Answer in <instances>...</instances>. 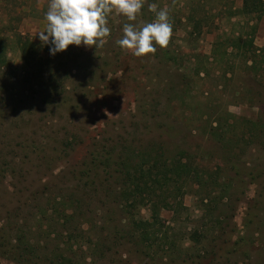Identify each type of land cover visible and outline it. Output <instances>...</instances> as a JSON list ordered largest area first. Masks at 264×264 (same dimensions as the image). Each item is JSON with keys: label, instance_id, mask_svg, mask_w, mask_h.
<instances>
[{"label": "rangeland", "instance_id": "374dc122", "mask_svg": "<svg viewBox=\"0 0 264 264\" xmlns=\"http://www.w3.org/2000/svg\"><path fill=\"white\" fill-rule=\"evenodd\" d=\"M48 3L0 0V264H264V14L144 0L133 23L167 10L166 48L122 50L113 12L102 47L51 56Z\"/></svg>", "mask_w": 264, "mask_h": 264}, {"label": "clouds", "instance_id": "9594fccd", "mask_svg": "<svg viewBox=\"0 0 264 264\" xmlns=\"http://www.w3.org/2000/svg\"><path fill=\"white\" fill-rule=\"evenodd\" d=\"M144 0H49L45 13L46 27L37 34L43 46H48L49 55L55 56L69 46L102 47L110 36L109 14L115 12L126 17L122 36L116 42L125 51L136 57L155 54L157 45L163 49L169 44L172 25L167 10H156L155 20L138 26L137 20Z\"/></svg>", "mask_w": 264, "mask_h": 264}, {"label": "trees", "instance_id": "16d2710c", "mask_svg": "<svg viewBox=\"0 0 264 264\" xmlns=\"http://www.w3.org/2000/svg\"><path fill=\"white\" fill-rule=\"evenodd\" d=\"M240 13L243 16H255L256 19H260L261 16L264 14V0H242ZM249 45H250V43H249ZM0 62L1 63L3 62V57H0ZM120 166H121V170H124L125 173L127 172L126 175L128 176L129 167L126 165V163H120ZM142 168H140V165L138 166V169L140 171ZM181 171H183V167H182V169H180L179 167H173L169 171L166 169V172L162 173L160 177L155 176V179H152L151 185H148L145 183V187H147L146 189H142L141 184H139L143 181V178H144V175H142V172H141V174L139 176L140 179L136 181V184L133 186L132 191H130L128 195H130V198L136 197L138 195L140 200H144V198L141 197V194L145 193V194H147V196H149V199H151L153 196V191L155 190V187L159 188V187H162L163 185H167L169 180L181 179L183 176H185L187 174V173H182ZM147 175H148L149 179H150V177H152L149 172L147 173ZM126 180H127V182H132V184H134V181H131V179L128 178ZM145 191H147V193ZM125 200H127V197L125 198ZM154 215H155V218H157V212L156 211L154 212ZM146 226H147L146 224L141 225V227L143 229V233H144V229ZM2 239L3 240H2V243L0 244V248L4 247V242L6 241V239L4 237H2ZM21 239H24V238L21 236L20 238H18V240L16 239V241H18L19 243L21 242L20 243V244H22L21 246L23 248H27L26 250H28V252L32 253L31 251H34L32 246L30 244L26 243L25 241L21 240ZM60 259L61 260L58 264H70L68 259H65L64 257H62Z\"/></svg>", "mask_w": 264, "mask_h": 264}]
</instances>
